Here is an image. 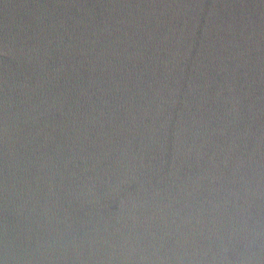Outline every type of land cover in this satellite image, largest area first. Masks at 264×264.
Here are the masks:
<instances>
[{
    "label": "water",
    "instance_id": "obj_1",
    "mask_svg": "<svg viewBox=\"0 0 264 264\" xmlns=\"http://www.w3.org/2000/svg\"><path fill=\"white\" fill-rule=\"evenodd\" d=\"M0 264H264V0H0Z\"/></svg>",
    "mask_w": 264,
    "mask_h": 264
}]
</instances>
